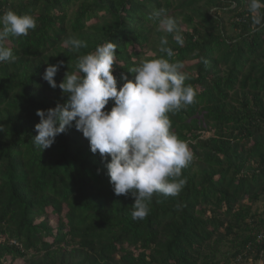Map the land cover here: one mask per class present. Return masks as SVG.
<instances>
[{"label": "trees", "instance_id": "1", "mask_svg": "<svg viewBox=\"0 0 264 264\" xmlns=\"http://www.w3.org/2000/svg\"><path fill=\"white\" fill-rule=\"evenodd\" d=\"M161 8L183 46L150 19ZM9 9L37 26L9 37L17 59L0 63V264H264V28L255 30L248 0H0V14ZM70 38L87 47L71 50ZM106 41L118 90L122 73L133 79L129 69L164 57L184 63L197 92L168 113L194 154L186 184L174 197L155 193L143 220L75 127L43 152L31 139L37 110L67 100L42 79L48 64L64 61L59 84Z\"/></svg>", "mask_w": 264, "mask_h": 264}, {"label": "clouds", "instance_id": "2", "mask_svg": "<svg viewBox=\"0 0 264 264\" xmlns=\"http://www.w3.org/2000/svg\"><path fill=\"white\" fill-rule=\"evenodd\" d=\"M262 9L264 0H248L255 30L264 28ZM150 19L183 46L184 37L166 9L154 10ZM36 26L33 15L18 14L11 9L0 14V63H13L17 59L7 46L8 38L27 36ZM64 43L76 52L87 47L86 42L76 38ZM167 43V39L161 40L160 51L171 58L175 53L165 46ZM115 64L116 45L111 41L79 55L75 71H67L59 84L54 77L64 61L48 64L42 79L53 89L59 87L67 100L37 110L39 123L34 126L37 134L31 139L43 152L67 128L75 127L88 140L90 151L108 161L107 174L114 194L131 195L132 218L143 220L149 214L155 193L174 197L186 184V179L181 178L182 169L190 164L194 154L188 142L180 140L171 130L168 113L174 114L193 104L197 92L185 83L188 76L182 71V61L172 62L164 57L144 59L127 71L135 74L133 79L121 74L124 83L119 90L113 75ZM110 101L113 106L106 110Z\"/></svg>", "mask_w": 264, "mask_h": 264}, {"label": "rangeland", "instance_id": "3", "mask_svg": "<svg viewBox=\"0 0 264 264\" xmlns=\"http://www.w3.org/2000/svg\"><path fill=\"white\" fill-rule=\"evenodd\" d=\"M258 206H260V210L263 209L264 207V202L263 203H259ZM52 224L55 226L56 225V222H55V218L52 216ZM254 264V263H253ZM255 264H262L260 261L259 262H256Z\"/></svg>", "mask_w": 264, "mask_h": 264}]
</instances>
